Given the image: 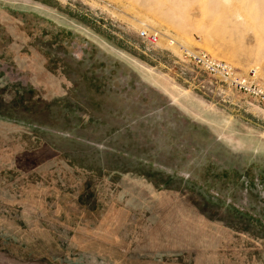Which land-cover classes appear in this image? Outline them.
<instances>
[{
  "label": "rangeland",
  "instance_id": "1",
  "mask_svg": "<svg viewBox=\"0 0 264 264\" xmlns=\"http://www.w3.org/2000/svg\"><path fill=\"white\" fill-rule=\"evenodd\" d=\"M183 51L264 93V0H0V264H264V108Z\"/></svg>",
  "mask_w": 264,
  "mask_h": 264
},
{
  "label": "built area",
  "instance_id": "2",
  "mask_svg": "<svg viewBox=\"0 0 264 264\" xmlns=\"http://www.w3.org/2000/svg\"><path fill=\"white\" fill-rule=\"evenodd\" d=\"M139 37L151 45H156L158 42V35L156 33L141 31ZM183 57L195 69L204 74L220 78L226 87L236 93L248 96L255 103L264 108L263 91L254 83L237 75L228 64L213 59L204 52L183 51Z\"/></svg>",
  "mask_w": 264,
  "mask_h": 264
},
{
  "label": "bare ground",
  "instance_id": "3",
  "mask_svg": "<svg viewBox=\"0 0 264 264\" xmlns=\"http://www.w3.org/2000/svg\"><path fill=\"white\" fill-rule=\"evenodd\" d=\"M165 6V5H164ZM165 15V14H164ZM184 23V22H183ZM187 27V26H186Z\"/></svg>",
  "mask_w": 264,
  "mask_h": 264
}]
</instances>
